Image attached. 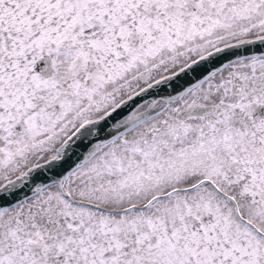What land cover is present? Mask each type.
I'll return each instance as SVG.
<instances>
[{
  "label": "snow or ice",
  "instance_id": "snow-or-ice-1",
  "mask_svg": "<svg viewBox=\"0 0 264 264\" xmlns=\"http://www.w3.org/2000/svg\"><path fill=\"white\" fill-rule=\"evenodd\" d=\"M0 264H264V0H0Z\"/></svg>",
  "mask_w": 264,
  "mask_h": 264
}]
</instances>
